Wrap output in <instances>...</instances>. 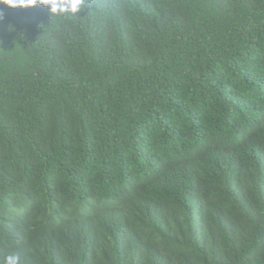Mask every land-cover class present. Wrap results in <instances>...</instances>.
<instances>
[{
  "label": "trees",
  "instance_id": "obj_1",
  "mask_svg": "<svg viewBox=\"0 0 264 264\" xmlns=\"http://www.w3.org/2000/svg\"><path fill=\"white\" fill-rule=\"evenodd\" d=\"M264 264V0L0 5V259Z\"/></svg>",
  "mask_w": 264,
  "mask_h": 264
},
{
  "label": "clouds",
  "instance_id": "obj_2",
  "mask_svg": "<svg viewBox=\"0 0 264 264\" xmlns=\"http://www.w3.org/2000/svg\"><path fill=\"white\" fill-rule=\"evenodd\" d=\"M39 4L48 9L55 17L74 16L87 7L88 0H0V5L9 9L31 8ZM0 264H20V258L16 254L0 259Z\"/></svg>",
  "mask_w": 264,
  "mask_h": 264
}]
</instances>
